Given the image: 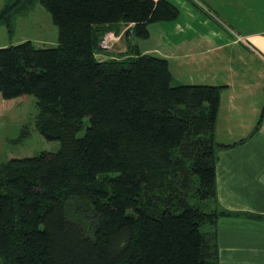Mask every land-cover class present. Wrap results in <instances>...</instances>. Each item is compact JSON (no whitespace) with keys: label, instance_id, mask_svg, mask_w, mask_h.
Instances as JSON below:
<instances>
[{"label":"trees","instance_id":"trees-1","mask_svg":"<svg viewBox=\"0 0 264 264\" xmlns=\"http://www.w3.org/2000/svg\"><path fill=\"white\" fill-rule=\"evenodd\" d=\"M35 1L6 0L0 25L12 32ZM39 2L58 42L1 47L0 95L34 96L39 131L60 147L0 162L1 264H221L218 219L247 215L214 207L217 150L233 147L215 140L222 87L175 85L166 58L139 50L96 57L109 25L146 39L178 7Z\"/></svg>","mask_w":264,"mask_h":264},{"label":"crops","instance_id":"crops-1","mask_svg":"<svg viewBox=\"0 0 264 264\" xmlns=\"http://www.w3.org/2000/svg\"><path fill=\"white\" fill-rule=\"evenodd\" d=\"M167 1L178 18L151 24L147 40H129L125 24L109 25L108 47L96 57L122 60L139 50L166 58L175 85L222 87L215 140L233 147L217 150L214 207L264 217V0ZM57 35L39 45H56ZM156 35L165 49L147 48ZM247 215L218 219L221 264H264V219Z\"/></svg>","mask_w":264,"mask_h":264},{"label":"rangeland","instance_id":"rangeland-1","mask_svg":"<svg viewBox=\"0 0 264 264\" xmlns=\"http://www.w3.org/2000/svg\"><path fill=\"white\" fill-rule=\"evenodd\" d=\"M5 2L6 0H0V11ZM55 33L58 34V28L52 22L50 12L41 5L39 0H36L34 6L28 8L24 14L15 16L12 32L5 25H0V48L13 42H19L22 38V42L28 40L24 38H33L35 41L32 42L41 47L43 45H39L40 38L48 36L54 39ZM166 41L165 39L159 40L156 35L155 40L148 42L150 46L147 48L154 45L165 49L166 44L163 42ZM38 117L39 109L34 96L4 100L0 95V162L14 158L33 157L43 151L56 152L59 149V141H50L39 131L36 125ZM216 143L219 142L216 141ZM209 204L210 202L205 203V205ZM207 228L208 226H204L202 230L206 231Z\"/></svg>","mask_w":264,"mask_h":264},{"label":"built area","instance_id":"built-area-1","mask_svg":"<svg viewBox=\"0 0 264 264\" xmlns=\"http://www.w3.org/2000/svg\"><path fill=\"white\" fill-rule=\"evenodd\" d=\"M108 43H109V41H108V35H106V37H105V39H104V41L102 43V46L108 47Z\"/></svg>","mask_w":264,"mask_h":264},{"label":"water","instance_id":"water-1","mask_svg":"<svg viewBox=\"0 0 264 264\" xmlns=\"http://www.w3.org/2000/svg\"><path fill=\"white\" fill-rule=\"evenodd\" d=\"M126 35H128V32L126 33Z\"/></svg>","mask_w":264,"mask_h":264}]
</instances>
